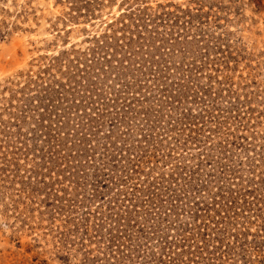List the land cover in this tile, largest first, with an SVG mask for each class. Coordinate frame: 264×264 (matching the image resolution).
<instances>
[{
    "label": "rangeland",
    "instance_id": "rangeland-1",
    "mask_svg": "<svg viewBox=\"0 0 264 264\" xmlns=\"http://www.w3.org/2000/svg\"><path fill=\"white\" fill-rule=\"evenodd\" d=\"M121 176L128 222L95 227ZM263 221L264 0H0V264H264Z\"/></svg>",
    "mask_w": 264,
    "mask_h": 264
},
{
    "label": "trees",
    "instance_id": "trees-1",
    "mask_svg": "<svg viewBox=\"0 0 264 264\" xmlns=\"http://www.w3.org/2000/svg\"><path fill=\"white\" fill-rule=\"evenodd\" d=\"M46 137H47V143H48L47 150L42 155V161H44V164H43L42 168L38 167V170L39 169H43L44 167L46 169L47 165L49 164L51 166V169H50V173H51L52 170H55V169L61 167V165L64 163L63 165L66 166L65 170H60L57 173L58 174L59 173H63V172L65 173L66 169H68V167H69L68 166L69 163L71 162L69 159H72V156L71 155L63 156L61 154L64 151L65 146L62 144L61 139L59 137L57 138L56 136L51 135L50 132L46 133ZM34 150H36V149L34 148ZM34 150H32V152ZM138 162H140V161H138ZM158 162H159V160L156 161V163H158ZM147 163H149V161ZM135 167H138V166H135ZM131 170L133 172V175H137L138 174L140 176L141 174H143V172H138V171H136L134 169H131ZM31 175L32 176L33 175L39 176L40 174L38 173V171H36V172H33ZM128 176L129 175H127V177ZM122 177L123 176H121V179L118 180V182H120L118 184V186L119 187L120 186H124L126 188V190H123V192H121V193H125L124 194V199L121 200V203H120V199L119 200L116 199L114 202H112V204H114V206L109 205L107 207V209L105 211L106 215L102 214V217L98 219L99 222H101V223L97 224V226L95 225V227H100L101 228L103 224H109V222H110V224L117 223V222H120V221L128 222L129 218H127V216H124V214L127 215V213H128V215H129L128 208L131 207V206H133V207L136 206V205H133V203L137 199V197H138L137 194L140 193V189L137 187L139 185V183H134L135 179L127 178L126 180H122ZM129 177H133V176H129ZM191 177H192V175H191ZM162 180H163V178H162ZM164 182H169V181H161V182H157V184H162ZM174 182H176V184H177V180L176 179H174ZM40 183L43 184V186H44L43 189H45V190L46 189H51V192L48 195H49V201L52 200V203L46 204V207H49V205H52L53 209L56 211L57 214H59V215H64L65 214L66 215L67 224L71 223L70 217L77 213V209L78 210L80 209V207H78L77 203L65 205L64 204V200L62 198H60L59 195H58V193H65L66 192L63 188H58L59 190H55V189H53V185L54 184L53 185H49L44 180L41 181ZM55 183H59V181L57 180V182H55ZM110 183L114 184L113 182H110ZM171 185L172 184H170L169 187L165 186L164 188H166L167 191H170L171 190ZM145 186H146L145 184L142 185V187H145ZM97 188L99 189V188H102V187L99 186V184H97ZM151 188H154V190H151ZM159 189L160 188H157V187L153 186L152 184L149 185L148 187H146L147 192H145V196L148 197V198L144 202L148 203L149 206L152 207L154 210L155 209H160L161 210L163 208V200H161L160 204L159 203L158 204L155 203L156 197L157 198L159 197V194L156 193V191L159 190ZM130 190H131V192H130ZM33 191L34 190H32V192ZM54 191H55V193L52 194V192H54ZM173 192L175 193L176 191H173ZM252 195L253 194H251L249 196L252 197ZM119 196H120V194H119ZM223 198L226 200V202L224 204L225 207H226L225 209H228V210L229 209L240 210L242 208V212H247V210H249V211L253 210L252 206H255V203L252 202V201H249L248 199H246L245 196H243L242 198H238V197L237 198H229V197H226L225 195H223ZM238 200H243V204L239 203ZM127 202H129V205L126 206L125 203H127ZM214 204L216 205V202H214ZM229 204H231V205H229ZM123 208H125L127 210H123ZM116 209H117V211L115 212ZM210 210L211 209L209 207H206V210H203V211H206L208 213ZM227 213H228V211H227ZM88 215H90V213H88ZM236 216H237V214H234L233 217L232 216H230V217H231V219H233V218H236ZM223 222L224 221H223V218H222L221 222H218V223L217 222L216 223L211 222V223H214L215 225H218V224H222ZM263 223H264V221H263ZM123 226L126 227L128 225L124 224ZM77 227H78V224L76 225V228H75V232L76 233H78ZM208 229H209L208 225H206V228H205L204 231H207ZM86 233H89L88 228H86ZM70 235H71V231L69 230L68 234H67V238L70 237ZM212 235H213V233H210V236H212ZM108 236H111L109 238V240H107L108 243H109L108 249H112L116 245V243H119V246H120V243L121 244L125 243V242H122L124 238L126 240V243H130L129 247L132 246V241L129 238V236L125 235V236H123L124 237L123 239H122V237H119V236H112V233H109ZM196 236H197L196 237V242L197 243H199V242L203 243L204 248L210 242L209 240L206 239V237L208 236L206 233L201 234L199 232V233L196 234ZM182 241L185 242V239L179 240V243H181ZM171 247H173V246L171 245ZM171 247L169 249H171ZM199 249H201V248H198V250ZM170 254H173V252H170ZM88 257L89 256L87 255L86 258L83 259V264H90L91 263V260ZM170 260H171V263L175 262V259H173V258H171Z\"/></svg>",
    "mask_w": 264,
    "mask_h": 264
}]
</instances>
